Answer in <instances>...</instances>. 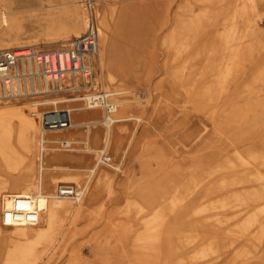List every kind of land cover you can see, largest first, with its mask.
I'll list each match as a JSON object with an SVG mask.
<instances>
[{"label": "rangeland", "instance_id": "obj_1", "mask_svg": "<svg viewBox=\"0 0 264 264\" xmlns=\"http://www.w3.org/2000/svg\"><path fill=\"white\" fill-rule=\"evenodd\" d=\"M85 1L0 0V17L2 18L0 44H9L12 49L33 46L42 50L58 49L63 44L66 45L69 41H62L64 34L59 27H68L72 20H81L83 15L86 16ZM92 1L95 2V0ZM246 1L109 0L106 3L107 5L129 4L138 7L127 14V17L133 20L132 24L129 26L121 24L122 16L118 17L117 22L113 24L114 40L109 62L116 68L117 78L120 77V81L123 79V84L117 80L105 86L101 79L105 70L99 66L97 54L93 58L95 91H116L126 88L127 91L114 95V97L115 99L121 97L132 100L127 112L131 119L122 122L124 135L122 141L116 146L118 152H115L114 148L116 154L109 151L104 152L105 155L111 157L110 165L99 164L113 171V180L103 178L99 181L97 190H89L85 195L87 204L84 207L83 216L72 223V228L77 234L70 241L68 240V250L72 251L71 249L77 248L85 260L75 263L68 255H65L51 264H127L134 258L131 246L133 238L144 233L147 221L157 214L161 215L163 230L168 215L174 214L186 198L195 194L202 185H204L203 189L210 188L203 199L206 203L214 200L212 196H218L211 205L210 215L216 214L215 210L218 208L222 209L221 213L227 214L228 210L231 211V204L239 202L240 206H235L233 210H238L239 218L242 219L244 216V219L236 221L237 215H231L218 221V217L215 216L207 220L204 228L203 224L206 220L199 222L198 225L193 223L184 225L178 232V240L174 244L175 249L185 248L196 240L200 232L207 234L215 232L212 235L213 240L206 241L204 244L208 246L207 251L200 248L190 256H182L191 254L196 249L195 245L186 247L179 255L173 256L171 264H175L174 261L178 256L182 257L177 259L176 264H216L223 259L225 261L221 264H238L242 259L247 260L245 264H252L253 262H249L251 258L264 251V234L256 235L259 223L252 222L250 228L242 233L232 234L229 231L235 226L241 227L249 213L257 210L258 206H264V199L246 203V201L236 200L234 194L238 190L248 191L264 187V179L245 183L244 189L241 185H233L237 189L229 193L222 194L223 191L230 189L212 193V186L222 175L226 174L220 173L206 178L204 184L197 186L195 191L191 189L189 191L187 185V189H184L186 188L184 182L187 181L188 176L195 173L201 174L209 169V164L198 166L196 163L204 155V150L199 148L200 145L197 142L202 141L205 144L207 140L204 139L211 136L212 123H221L223 128H228V131L221 133L207 149L213 152L219 161L226 155L228 159L233 160L235 150L246 157L247 149L255 145L259 147L260 135L264 136V116L250 114L239 125L232 127H227L228 124L224 120L230 110L235 113L237 108L248 106L264 96V79L258 76L264 68V33L261 35L254 32V34H246L241 31L240 24L245 18L241 4H246ZM202 9L206 11L205 17H209L216 25H207L204 29L192 25L196 14H199ZM1 14H4L5 20ZM256 22L259 30L264 32V14L256 16ZM82 29L80 26L79 30L82 31ZM212 35H218V38H215L216 43L218 41V44L224 46V51L229 52L230 58L234 59L235 70L237 68L238 70L225 83L224 88L218 89L213 95L214 103L205 106L200 103L196 94L189 93L186 83L190 77V68L201 64V59H194L197 44ZM72 38L70 36V39ZM223 58L226 57L221 53L216 56V67L222 64L220 61ZM213 77L212 71L199 74L194 81V90L198 91ZM77 95L83 96V94L56 93L36 99L8 102V104L27 103L30 106L33 101ZM109 98L108 101L111 100ZM59 105L62 104L59 103ZM38 107L43 109L45 106L39 105ZM51 109L53 108L48 110ZM27 112L29 113V110ZM103 112L105 113L104 109L99 119L102 118ZM31 116L37 122L39 121V115ZM136 117H140L141 120L138 121ZM254 119H260V124L254 131L250 130L254 136L246 140V125ZM96 127L102 128V125L98 123ZM203 132L204 139L196 136ZM242 132H245L244 136L239 137ZM91 145L97 147V145ZM125 145L129 146L122 158V164L119 170H115L113 167L120 164L121 149ZM82 146H87V144H82ZM152 146L158 147L149 154L148 149ZM50 152L57 161H65V149L58 148ZM92 155L93 162H95L99 151H94ZM155 164L160 165L153 169ZM77 166L82 167L79 169L82 179L74 184L80 187L87 171H85L84 163L80 162ZM254 168L251 167L250 170L255 171L256 168ZM257 169L264 173V167H257ZM2 171L5 172L4 169H0V174ZM238 171L245 172L246 169ZM150 180L153 181L149 182ZM176 180L180 182L177 184ZM148 195L150 198L147 201ZM188 201L190 199L186 203ZM201 201V199H196L191 209L198 206ZM148 203L152 206L151 208ZM243 203L246 204L245 209L242 207ZM171 206L174 207L171 208ZM126 210H129L128 214L125 213ZM207 210L209 207L203 205L195 214H205ZM190 218L195 220L194 216ZM171 219L172 215L169 216L167 225H170L171 231L174 232L170 242L172 246L177 230L186 218L178 222L176 226L171 224ZM231 221L233 223L228 226ZM261 222H264V219L260 220ZM0 226L3 229L1 237L3 244L8 248L11 227L1 224ZM161 235V248L165 251L166 242ZM204 238L205 236H201L198 243H201ZM255 244L256 247L253 249ZM230 250L232 251L229 254ZM60 251L57 250V252ZM240 251L244 253L241 254ZM161 257L163 260V255ZM157 263L149 261L147 264ZM0 264H2V256H0Z\"/></svg>", "mask_w": 264, "mask_h": 264}, {"label": "bare ground", "instance_id": "obj_2", "mask_svg": "<svg viewBox=\"0 0 264 264\" xmlns=\"http://www.w3.org/2000/svg\"><path fill=\"white\" fill-rule=\"evenodd\" d=\"M108 1L95 0L94 2L96 3L94 12L99 37L96 54L99 66L105 70V74L101 78L105 86L117 80L123 84V79L120 81V77L117 78L116 68L109 62L114 40L113 24L122 16L121 24L129 26L133 23V20L127 17V14L131 10L138 9V7L129 4L107 5ZM241 7L245 14L244 21L240 24L241 31L243 33L246 32V34L254 32L261 35L264 33L259 30L256 22V16L264 14V0H247L246 4H241ZM3 15L1 14V16ZM196 15L192 25L199 26L201 29H204L207 25H216L211 22L209 17H205L206 11L204 9L200 10V13ZM0 22H2L1 17ZM85 25L86 16L83 15L81 20H72L68 27H59V30L64 34L61 38L62 41H70V36H80ZM80 26L83 28L82 31L79 30ZM70 32L72 33L70 34ZM215 38L217 39L218 35H212L197 44L194 59H201V64L190 68V77L186 83V89L190 91L189 93L192 95L196 94L200 103L205 106L214 103L215 98L213 95L218 89H223L225 83L238 70V68L235 70L234 59L230 58L229 52H225L224 46L218 44V41L216 43ZM10 48L11 45L9 44H0V49ZM220 53L224 54L226 58H223L220 61L222 64L216 67V56ZM211 71L214 74L213 79L204 84L198 91L194 90V81L199 77V74ZM258 76L264 79V68H262ZM125 91H127L126 88L116 91L105 90L108 93V98H111L110 101L107 98V102L112 109L110 112L104 110L105 113L103 112L101 119L99 118L102 115L103 106L99 102H96L95 105H89L86 101V96L80 95L33 101L30 106L27 103L23 105H9L8 102L5 105L0 104V169L5 171L0 174V224L2 225V210L4 207L8 208L10 206L13 197H31L39 214V219L35 224L5 226L11 227L9 234L10 245L8 248L3 244V238H1L3 229L0 226V256H2V264H51L57 258L65 255H68L75 263L85 260L79 254L77 248L71 249L72 251L68 250V240L70 241L77 234L76 230L72 228V223L83 216L84 207L87 204L85 195L89 190H97L98 183L103 178L110 181L114 178L112 170L99 164L102 163L100 157L105 155V151L113 154L118 152L116 146L122 141L124 135L122 122L131 119L127 112L130 109L129 104L132 100L121 97L115 99L114 97V95ZM59 103L62 105H59ZM39 105H44L45 107L39 109ZM50 108L69 110L72 122L71 127L47 130L42 128L39 121L37 122L31 116L37 114L40 117L44 110L49 111L48 109ZM27 110H29V113ZM250 114L253 116L257 114L264 116V96L259 97L258 100L251 102L248 106L237 108L235 113L230 110L224 120L228 124L227 127L237 126L241 121L247 119ZM136 119L138 121L141 120L140 117H136ZM98 123L102 125V128L96 127ZM216 123H212V133L208 139H204V132L196 135L197 137L200 136V139L207 140L205 144H199L200 147L198 146L206 151L202 159L197 160L196 163L198 166L209 164V169L201 174L195 173L190 177L188 176L187 181L184 182L185 186H189L188 190H197V186L202 185L206 178L220 173H233V175L224 176L222 180L214 184L211 188L212 193L223 189H231L230 187L233 185H241V188H243L245 183L264 179V173L257 169V167H264V136L260 135V139L258 138L259 147L255 145V147L247 149L246 157L238 150H235V158L233 160L228 159L229 157L226 155L221 161H215V154L207 151V149L210 143L218 138L221 133L228 131V128H223L221 123ZM248 132L249 129L246 130V140L251 138ZM244 134L245 132H242L239 137L244 136ZM64 142L65 144H63ZM82 144H87V146H82ZM91 144L97 145V147ZM128 146L125 145L121 149L120 164H117V167H113V169H120L122 158ZM58 148L66 150L65 161H57L50 152ZM96 150L99 151V155L96 161L93 162L92 153ZM7 153L12 155L10 156ZM80 162L85 164L87 175L85 179L83 178L82 185L76 187L74 183L82 179V175L79 172L82 167L77 166ZM159 165L155 164L153 169L158 168ZM251 167H255L256 170H250ZM244 168L246 173H239L238 170ZM150 170L152 171V167ZM61 184L75 185L79 192L78 196L69 198L58 195L56 191ZM187 186L184 189H187ZM234 195L236 200L241 202H257V200L264 199V187L248 191L238 190ZM226 197L230 196L226 195ZM259 207L249 213L241 227L235 226L229 231L232 234L245 232L250 228V224L255 221L260 224L256 230V235L264 234V222L260 223V220L264 219V206ZM125 213L128 214L129 210H126ZM162 221L161 215H155L153 219L147 221L144 233L133 238L131 246L134 258L127 264H147L149 261L160 264L163 262L160 242V235L163 231ZM6 239L7 236L5 235ZM255 247L256 244L252 248L255 249ZM58 249L61 251L57 252ZM69 251L70 253H68ZM240 253L244 252L240 251Z\"/></svg>", "mask_w": 264, "mask_h": 264}, {"label": "built area", "instance_id": "obj_3", "mask_svg": "<svg viewBox=\"0 0 264 264\" xmlns=\"http://www.w3.org/2000/svg\"><path fill=\"white\" fill-rule=\"evenodd\" d=\"M85 10L83 33L58 49L42 50L33 46L0 49V104L56 93L83 94L89 105L99 102L110 112L108 93L95 91L93 82L92 58L96 55L99 37L92 0L85 1ZM39 123L47 130L67 129L72 125L67 109L44 111ZM100 161L108 164L111 159L103 155ZM56 192L69 198H76L79 193L73 184H61ZM38 219V210L28 196L13 197L10 206L4 207L1 213L3 226L35 224Z\"/></svg>", "mask_w": 264, "mask_h": 264}, {"label": "crops", "instance_id": "obj_4", "mask_svg": "<svg viewBox=\"0 0 264 264\" xmlns=\"http://www.w3.org/2000/svg\"><path fill=\"white\" fill-rule=\"evenodd\" d=\"M259 120H260V119H259ZM259 120H258V119H254V120H252V121L249 122V125H246L247 129H249L248 134L250 135V137H253V136H254V135H252L253 133H251L250 130H251V131H254V129H256V128L259 126V124H260V121H259ZM247 129H246V130H247ZM197 144H203V142L200 141V142H197ZM157 147H158V146H157ZM157 147H154V146L150 147V148L148 149V153L150 154V153H151L153 150H155ZM193 147H194V146H193ZM205 151H206V150H204V153H205ZM215 161H219V160H218V157H215ZM135 166H136V165H135ZM135 166H134V167H135ZM134 167H133V168H134ZM239 173H241V174H245L246 171H245V172H239ZM231 175H233V173H228V174H226V175H222L221 178L216 182V184H217L220 180H222L224 176L229 177V176H231ZM153 180H154V179H153ZM153 180H150L149 182H151V181H153ZM123 182L125 183L124 180H123ZM176 182H177V184H178L180 181H179V180H176ZM203 186H204V185H202V187H201V188H200L195 194H193V195L187 197L186 200L184 201V203H183L182 205H180V206L177 208V210L175 211L174 214H169V215H168L167 221L169 220V216L172 215L171 224H172V225L174 224V226H176L177 223L180 222L181 220H183L184 218H186V219L183 220V225L177 230L176 238H175V241L172 243V244H173L172 246H171V243H170V242H171V239H172V237H173L172 235H174V232L171 231L170 225H167V221H166V223L164 224L163 233H162V235H161V238H163V240L166 242V244H165V245H166L165 251H163V248H161V250H162V255H163V257H164V258H163V264H171V263H172V260H171V259L173 258V256H174V255L176 256L177 254L179 255V253L181 252V250L183 251V250H184L186 247H188V246H193V245H195V246H196L195 251L192 252L191 254H188V255H182V256H190V255L196 253L200 248L203 249V251H205V250L207 251L208 246H204V244L206 243V241H211V240H213V236H212V235H214L215 232H212V233H210V234L200 232V235L196 238V240L193 241L192 243H190L189 245H187L185 248H182V249H180V250L175 249V248H174V244H176V241L178 240V232H179V230H180L184 225L189 224V223H193V224H195V225H198L199 222H201V221H203V220H206L205 223L203 224V225H204L203 228H204V227L207 225V224H206L207 220H209V218H212V217H215V216L218 217V221H219L220 219H222V218H226V217L231 216V215H237V218L235 219L236 221H241V220L244 219V216H243L242 219L239 218V216H240V212H238V210H233V208H235V206H240L239 202H237V204H235V202L231 204V206H230L231 211H229L228 209H225V210H228L227 214H223V213H221L220 210H222V209H221V208H218V210H215V211L217 212L216 214L210 215L209 212L212 210V208H211L212 206H211V205L214 204L213 202L216 201V199H217L218 196H212V195H211L212 198H213L214 200H212L210 203H206V201H204L203 199H204V197H206L205 194L209 191L210 188H208V189H203ZM234 189H237L236 186H233L230 190L223 191L222 194H223V193H229L230 191H232V190H234ZM139 191H140V190H139ZM139 191H138V192H139ZM220 195H221V194H220ZM207 197H209V196H207ZM149 198H150V197H149V195H148V196H147V201H148ZM188 199H190V201H188V202L186 203V201H187ZM196 199H201L202 201H201V203H200L198 206H196V207H194V208L191 209L192 203H193ZM164 202H165V200H164ZM164 202H163V203H164ZM203 205L208 206V207H209V210H207V212H205V214H204V213L201 214V215H200V214H195L196 211H197L201 206H203ZM148 206H149L150 208L152 207V206L149 205V203H148ZM242 207H243V209H245V208H246V204L243 203V206H242ZM223 208H224V207H223ZM213 211H214V210H213ZM186 214H188V215L185 216ZM148 215H149V214H148ZM243 215H245V214L243 213ZM190 216H194V217H195V220H194V218H193V219L190 218ZM232 223H233L232 221L229 222V223H228V226H230ZM219 228L224 229L223 227H219ZM222 231H223V230H222ZM222 231H221L220 235L222 234ZM220 235H218V236H220ZM201 236H205V238L203 239V241H202L201 243H198V240H199V238H200ZM161 243H162V239H161ZM161 246H162V245H161ZM231 251H232V250H230L229 254L231 253ZM182 256H178L177 259H178L179 257H182ZM177 259L174 261L175 264H176ZM226 260H227V259H226ZM223 261H225V259L220 260V262H218V263H216V264H221ZM246 261H247L246 259L239 260V263H238V264H245ZM249 262H253L252 264H256V262H258V264H264V251H262L260 255H255V256H253V258H251V260H250ZM246 264H251V263H246Z\"/></svg>", "mask_w": 264, "mask_h": 264}]
</instances>
